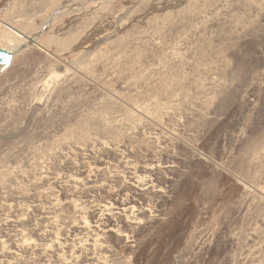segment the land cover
<instances>
[{
    "label": "rangeland",
    "instance_id": "obj_1",
    "mask_svg": "<svg viewBox=\"0 0 264 264\" xmlns=\"http://www.w3.org/2000/svg\"><path fill=\"white\" fill-rule=\"evenodd\" d=\"M10 48L0 264H264V0H0Z\"/></svg>",
    "mask_w": 264,
    "mask_h": 264
},
{
    "label": "bare ground",
    "instance_id": "obj_2",
    "mask_svg": "<svg viewBox=\"0 0 264 264\" xmlns=\"http://www.w3.org/2000/svg\"><path fill=\"white\" fill-rule=\"evenodd\" d=\"M4 28L6 30H8L12 35L17 37L20 40V42L22 43V45L25 44V43H33V42H35L34 41L35 39H33V38L21 33L19 30L15 29V27H12V26L6 24V26H4ZM16 48H18V47H16ZM16 48L15 49L14 48H10L9 51L0 49V53H4V54L7 55L5 60H1L0 61V66H4V65H6V64H8L10 62V58H12V56H11V54L9 52L11 50L12 51L15 50V52H16Z\"/></svg>",
    "mask_w": 264,
    "mask_h": 264
},
{
    "label": "water",
    "instance_id": "obj_3",
    "mask_svg": "<svg viewBox=\"0 0 264 264\" xmlns=\"http://www.w3.org/2000/svg\"><path fill=\"white\" fill-rule=\"evenodd\" d=\"M6 56H7L6 54L0 53V61L5 60Z\"/></svg>",
    "mask_w": 264,
    "mask_h": 264
}]
</instances>
